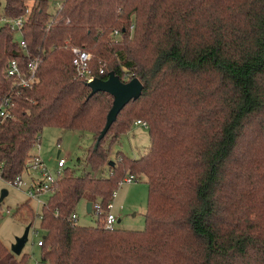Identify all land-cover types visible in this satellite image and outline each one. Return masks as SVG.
I'll return each mask as SVG.
<instances>
[{
  "label": "trees",
  "instance_id": "16d2710c",
  "mask_svg": "<svg viewBox=\"0 0 264 264\" xmlns=\"http://www.w3.org/2000/svg\"><path fill=\"white\" fill-rule=\"evenodd\" d=\"M3 1V18L24 16L25 51L2 25L0 101L8 97L10 118L0 121L1 180L21 174L43 128L94 135L96 117L108 111L111 97L88 96L74 76L70 47L104 62L100 75L90 67L96 78L111 71L142 85L92 149L103 121L85 153L87 170L64 168L41 205L39 262L264 264V0H36L26 14L24 0ZM49 2L59 3L52 14ZM114 31L117 46L109 43ZM32 58L36 81L15 87L7 63L23 71ZM131 120L145 123L148 148L137 159L115 153L108 164ZM105 162L107 173L95 174ZM126 175L145 179L143 231L68 223L81 200L104 207ZM25 260L0 243V264Z\"/></svg>",
  "mask_w": 264,
  "mask_h": 264
},
{
  "label": "rangeland",
  "instance_id": "374dc122",
  "mask_svg": "<svg viewBox=\"0 0 264 264\" xmlns=\"http://www.w3.org/2000/svg\"><path fill=\"white\" fill-rule=\"evenodd\" d=\"M34 1L36 0H24L26 6L24 11L25 14ZM3 4L4 1L0 0V27L3 25L1 19ZM58 7V2H49L47 12L52 14ZM13 37L16 40L18 35L14 34ZM109 41L110 45L117 46L120 39L116 34L112 33ZM86 52L91 56L90 63L93 64L90 67L92 70H97L104 65V62L100 64L99 58L92 54L93 52L89 50ZM111 59L112 56H110L109 60ZM93 61H95V64ZM106 111L107 110L102 111L96 117L92 134H96L101 128ZM127 119L128 112L126 111L119 119L116 126L108 133V138L111 134L118 133L121 130V126H123L122 124H125ZM133 122L134 120H131L130 124H133ZM95 134L91 135L88 132L45 127L39 133L38 145L32 146L28 154L29 156H37L50 176H54L56 172L60 173L56 168V160L58 158L65 161L64 168H67L70 172H74L75 175L83 174L87 170L84 167L85 153L93 143ZM148 146L149 140L147 131L140 126L132 125L129 130L120 135L117 142L111 146V151L107 154L106 162H115L117 157L115 153L128 159H137L146 151ZM119 157L120 156H118V158ZM106 162L96 169L94 173L99 174L102 172L105 175L107 173ZM19 176L23 183V186L20 187H14L0 179V193L1 191L6 192V195L0 201V243L9 251V247L14 242V238L20 236L24 227L29 225L30 228L27 233L26 242L22 247L20 255H25L26 264H41L39 262L40 251L36 242L42 239L43 232L38 228V216L40 214L41 204L44 203L48 194L44 193L38 196V200L41 204L36 202L34 198L28 199L25 196V190L29 186V181L31 179H38L37 172L31 171L27 173L22 171ZM146 203L147 186L142 176L134 177L131 183L119 184L110 200L111 209L109 210V214L116 219L114 228L128 231H143ZM84 204V200H81L74 208V213L77 217V225L93 227L96 224L95 215L92 213L87 214L84 209ZM18 208H21L20 213L18 212ZM19 214L26 216L27 220L33 219L32 222L26 224L24 216L21 218Z\"/></svg>",
  "mask_w": 264,
  "mask_h": 264
},
{
  "label": "built area",
  "instance_id": "2783aa9c",
  "mask_svg": "<svg viewBox=\"0 0 264 264\" xmlns=\"http://www.w3.org/2000/svg\"><path fill=\"white\" fill-rule=\"evenodd\" d=\"M1 19L3 21V25L7 26V28L10 31L14 32V34H17L19 36L22 23L24 22V16H20L15 19H5L1 17ZM113 33L117 34L116 31H114ZM16 41L18 43V47L24 53L25 45L23 41H21L19 37L17 38ZM69 52L71 54V66L73 69L74 76L76 78L84 80L85 83H88L93 78H96L95 76H93L89 66L91 62V56L88 52L78 47H70ZM38 64H39V60L37 58L27 59L25 68L22 71L16 61L10 60L5 67V74L7 77L11 78L14 81L15 87L27 88L36 81L35 73ZM103 68L104 66L99 67L96 71L97 74L99 75L102 74ZM8 107H9L8 97H4L0 101V121L10 118V114L7 112ZM133 124L140 126L144 129L146 128L145 123L142 121L135 120ZM34 145L36 146L38 145V143ZM64 164L65 161L61 158H58L56 160V168L60 171V173L56 172L54 176H50L49 173L46 171V169L43 167L38 157L35 155H30L28 157V160L25 164V168L23 171L27 173L31 171H36L38 179L29 181V186L25 190V196L28 199L34 198L36 202L40 203V201L38 200V196L44 193L49 194L52 192L55 182L61 176V171L64 168ZM20 178L21 177L18 175L14 177L12 181L7 183L14 187L23 186V183L21 182ZM133 179L134 176L126 175L120 181L119 184L131 183ZM110 197L111 198L113 197V193L111 194ZM110 209H111L110 201L107 202L104 205V207L100 205L99 201L91 203V207H90V213L95 215L96 223L100 224V227L103 230H107V231L114 229V223L116 221V219L111 214H109ZM66 220L71 226L77 225V217L74 212L71 213ZM36 245L40 246L41 240L37 241Z\"/></svg>",
  "mask_w": 264,
  "mask_h": 264
},
{
  "label": "water",
  "instance_id": "95a60500",
  "mask_svg": "<svg viewBox=\"0 0 264 264\" xmlns=\"http://www.w3.org/2000/svg\"><path fill=\"white\" fill-rule=\"evenodd\" d=\"M85 85L89 89L88 96H91L96 92H103L111 97V104L105 114L104 124L101 130L98 132L92 146V149H96L99 141L103 138L110 125L114 122L119 111L129 101L135 100L139 97L142 90V85L135 77L129 79L128 81L122 82L111 71L107 73L105 79L93 78L90 82L85 83ZM5 195L6 192L1 191L0 201ZM90 207V202H86L84 204V209L87 214L90 213ZM28 230L29 225H26L23 229L22 234L14 238V242L9 247V251L12 255L19 256L22 247L26 242Z\"/></svg>",
  "mask_w": 264,
  "mask_h": 264
},
{
  "label": "crops",
  "instance_id": "0c3cea01",
  "mask_svg": "<svg viewBox=\"0 0 264 264\" xmlns=\"http://www.w3.org/2000/svg\"><path fill=\"white\" fill-rule=\"evenodd\" d=\"M132 125H134V124H132ZM134 126H135V125H134ZM38 143H39V141H38ZM110 151H111V149H110ZM109 163H112V162L109 161L108 164H109ZM31 180H32V179H31ZM84 202L86 203V200H84Z\"/></svg>",
  "mask_w": 264,
  "mask_h": 264
}]
</instances>
